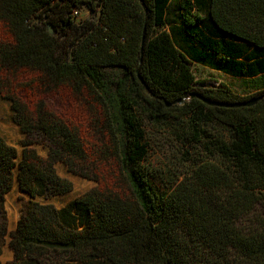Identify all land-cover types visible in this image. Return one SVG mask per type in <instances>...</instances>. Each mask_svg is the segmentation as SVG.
Instances as JSON below:
<instances>
[{
  "label": "trees",
  "instance_id": "1",
  "mask_svg": "<svg viewBox=\"0 0 264 264\" xmlns=\"http://www.w3.org/2000/svg\"><path fill=\"white\" fill-rule=\"evenodd\" d=\"M82 8L96 15L77 24ZM0 24L10 36L0 40L2 86L30 72L41 92L81 99L92 124L85 135L46 97L13 98L25 131L53 144L46 159L24 149L21 189L70 190L57 161L100 182L60 209L32 202L10 242L12 264H264V98L219 107L191 97L264 95V0H0ZM195 62L262 77L241 95L224 82L204 86ZM173 118L186 123L187 154L206 157L175 181L149 163L146 131ZM17 156L0 132V264Z\"/></svg>",
  "mask_w": 264,
  "mask_h": 264
},
{
  "label": "rangeland",
  "instance_id": "2",
  "mask_svg": "<svg viewBox=\"0 0 264 264\" xmlns=\"http://www.w3.org/2000/svg\"><path fill=\"white\" fill-rule=\"evenodd\" d=\"M91 14L93 13L87 8H82L75 22L81 24L89 19ZM206 14L204 12V15ZM62 36L64 37V35ZM9 37L8 30L0 24V40H7ZM193 70L197 79L208 80L204 84L206 87H216L218 83L224 82L241 95H246L255 89L246 80L209 72L201 66L193 65ZM117 75L122 76V73L119 72ZM35 79L36 77L30 72H24V74H19L16 79H13L14 83L12 85L5 83L2 86L3 84L0 82V132L7 143L15 147L18 153L15 159L17 165L12 170V187L5 196L1 215V221L6 223L7 228L6 234L2 237L1 264H12L14 261V250L11 248L10 242L19 220L25 215L32 202L49 204L60 209L70 205L84 193L100 185L99 180L92 178L88 172H81L71 168L63 161H57L54 163V169L59 177L70 183V190L60 194L32 197L21 189L19 163L24 149L26 147L31 148L46 159L53 144L40 131H25L14 109L13 98H19L23 103L33 105L39 96H44L51 105L67 117L66 119L82 126L85 135L87 130H92V124L86 120L87 116L84 113L83 106H81V99L74 97L69 89H61L56 92H45L43 90L41 92L38 90ZM185 125L186 123H183L182 119L173 118L171 121L151 123L146 127L149 163L158 171L161 177L169 180L175 181L178 178L181 180L186 171L193 165V162L206 158L200 150L187 154L186 150L190 151L191 144L189 145V141L182 137L184 135L182 130L185 129ZM251 218H253V215L247 216L244 225L249 224Z\"/></svg>",
  "mask_w": 264,
  "mask_h": 264
},
{
  "label": "water",
  "instance_id": "3",
  "mask_svg": "<svg viewBox=\"0 0 264 264\" xmlns=\"http://www.w3.org/2000/svg\"><path fill=\"white\" fill-rule=\"evenodd\" d=\"M96 15V13H94V16ZM48 29L51 33L56 34L55 30L52 28L51 24H48ZM197 96L198 98H200L201 100H203L205 103H207L208 105H212V106H219V107H242V106H253L254 104H256L258 101H260L261 99L264 98V95L258 96V97H253L247 101H241V102H236V103H227V102H219V101H213V100H209L206 99L200 95L197 94H192L191 97H195ZM183 100H179L178 103H182Z\"/></svg>",
  "mask_w": 264,
  "mask_h": 264
},
{
  "label": "crops",
  "instance_id": "4",
  "mask_svg": "<svg viewBox=\"0 0 264 264\" xmlns=\"http://www.w3.org/2000/svg\"><path fill=\"white\" fill-rule=\"evenodd\" d=\"M194 65L201 66V68L206 69V71L214 72V73L220 74L222 76H225L226 75V76L233 77V78H236V79L246 80L248 82V84L250 83V81H253V79H258V78H261L262 77L261 75H259V76H253V77H251V76H232V75L227 74V73H225V72H223L221 70L214 69V68H212L210 66L203 65V64H200L198 62L197 63L195 62Z\"/></svg>",
  "mask_w": 264,
  "mask_h": 264
},
{
  "label": "built area",
  "instance_id": "5",
  "mask_svg": "<svg viewBox=\"0 0 264 264\" xmlns=\"http://www.w3.org/2000/svg\"><path fill=\"white\" fill-rule=\"evenodd\" d=\"M79 15V13L78 12H75V16H78Z\"/></svg>",
  "mask_w": 264,
  "mask_h": 264
}]
</instances>
